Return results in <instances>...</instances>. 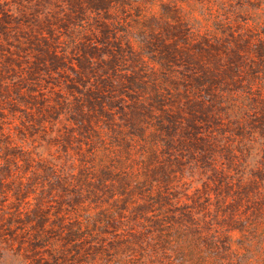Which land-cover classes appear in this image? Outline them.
I'll return each mask as SVG.
<instances>
[{
	"label": "rangeland",
	"instance_id": "obj_1",
	"mask_svg": "<svg viewBox=\"0 0 264 264\" xmlns=\"http://www.w3.org/2000/svg\"><path fill=\"white\" fill-rule=\"evenodd\" d=\"M256 49L264 0H0V264H264Z\"/></svg>",
	"mask_w": 264,
	"mask_h": 264
},
{
	"label": "trees",
	"instance_id": "obj_2",
	"mask_svg": "<svg viewBox=\"0 0 264 264\" xmlns=\"http://www.w3.org/2000/svg\"><path fill=\"white\" fill-rule=\"evenodd\" d=\"M255 55L257 56V58L262 59L264 58V55L261 54L257 49L254 50ZM225 69L222 70V72H219V75L217 76H212L213 74L210 72H206L204 70L202 71H192L190 69L185 71V81L188 82V85H186L187 88V94H190L192 92V90L198 89L201 86L205 85V86H234L235 82H234V77L235 74L237 73L236 70L234 68H232V66H234L233 62L227 60V63L225 65ZM211 75V76H210ZM205 79V82H203ZM217 79V80H215Z\"/></svg>",
	"mask_w": 264,
	"mask_h": 264
}]
</instances>
